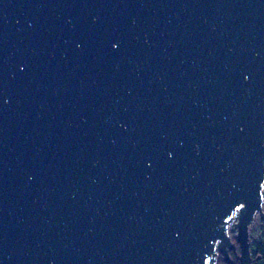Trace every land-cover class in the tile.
Segmentation results:
<instances>
[{"label":"water","instance_id":"1","mask_svg":"<svg viewBox=\"0 0 264 264\" xmlns=\"http://www.w3.org/2000/svg\"><path fill=\"white\" fill-rule=\"evenodd\" d=\"M257 216L264 0H0V264H253Z\"/></svg>","mask_w":264,"mask_h":264},{"label":"rangeland","instance_id":"2","mask_svg":"<svg viewBox=\"0 0 264 264\" xmlns=\"http://www.w3.org/2000/svg\"><path fill=\"white\" fill-rule=\"evenodd\" d=\"M232 235H233L234 240H236V231H234ZM250 240H251V246H252L253 251H254L253 249L254 245H256L257 243L264 244V219H262L260 216L257 217V219L254 221V223L250 227ZM236 251H238V254H240L239 245H237ZM222 257L223 255L220 254L217 264H219V260ZM252 263L253 264H264V262L261 261L260 259L259 260L253 259Z\"/></svg>","mask_w":264,"mask_h":264},{"label":"trees","instance_id":"3","mask_svg":"<svg viewBox=\"0 0 264 264\" xmlns=\"http://www.w3.org/2000/svg\"><path fill=\"white\" fill-rule=\"evenodd\" d=\"M254 251H253V259L255 260H261L264 262V244L257 243L254 245ZM219 264H242L239 258L238 251H231L230 259L226 260V258L223 256L219 260Z\"/></svg>","mask_w":264,"mask_h":264},{"label":"bare ground","instance_id":"4","mask_svg":"<svg viewBox=\"0 0 264 264\" xmlns=\"http://www.w3.org/2000/svg\"><path fill=\"white\" fill-rule=\"evenodd\" d=\"M258 217V216H257ZM257 219V218H256Z\"/></svg>","mask_w":264,"mask_h":264}]
</instances>
